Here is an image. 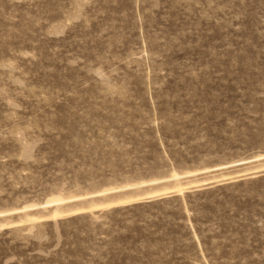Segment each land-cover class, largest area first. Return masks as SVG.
Returning a JSON list of instances; mask_svg holds the SVG:
<instances>
[{"label":"rangeland","instance_id":"obj_1","mask_svg":"<svg viewBox=\"0 0 264 264\" xmlns=\"http://www.w3.org/2000/svg\"><path fill=\"white\" fill-rule=\"evenodd\" d=\"M0 264H264V0H0Z\"/></svg>","mask_w":264,"mask_h":264},{"label":"bare ground","instance_id":"obj_2","mask_svg":"<svg viewBox=\"0 0 264 264\" xmlns=\"http://www.w3.org/2000/svg\"><path fill=\"white\" fill-rule=\"evenodd\" d=\"M32 223H34V222L32 221Z\"/></svg>","mask_w":264,"mask_h":264}]
</instances>
